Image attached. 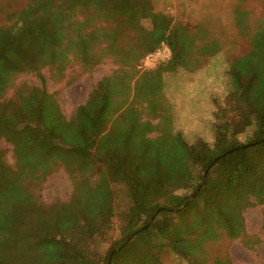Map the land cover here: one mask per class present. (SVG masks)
<instances>
[{
	"label": "trees",
	"instance_id": "trees-1",
	"mask_svg": "<svg viewBox=\"0 0 264 264\" xmlns=\"http://www.w3.org/2000/svg\"><path fill=\"white\" fill-rule=\"evenodd\" d=\"M85 1L93 0H32L9 16L11 24L0 25V139L13 146L16 159L8 164L0 150V264H162L167 250L194 264L191 228L222 227L239 239L246 234L245 211L255 205L264 209V112L255 97L263 68L231 64L226 105L215 112L213 142L190 143L173 130L163 94V73L191 66L183 27L153 12L150 0H94L96 11H111L120 24L136 27L128 38L111 30L90 63L110 55L121 65L123 73L112 78L135 80L130 104L107 119L109 78L98 82L69 120L45 87L5 98L23 72L44 82L41 72L53 60V43L46 37L56 32L54 17ZM145 17L153 20L151 30L138 25ZM163 43L171 58L141 71L140 61ZM139 108L158 122L144 120ZM154 131L159 134L151 137ZM58 165L73 178L72 196L44 206L25 182L45 178ZM120 187L129 199L120 238L103 250Z\"/></svg>",
	"mask_w": 264,
	"mask_h": 264
},
{
	"label": "rangeland",
	"instance_id": "rangeland-1",
	"mask_svg": "<svg viewBox=\"0 0 264 264\" xmlns=\"http://www.w3.org/2000/svg\"><path fill=\"white\" fill-rule=\"evenodd\" d=\"M31 1L0 0V25L11 24L14 19L9 16L26 8ZM85 2L70 10L64 7L54 17L56 32L46 37V42L53 43V60L41 72L44 82L33 73L23 72L14 78L5 98H16V92H27L30 87H45L69 120L75 116L78 106L87 101L98 82L109 78L112 108L107 119L111 121L130 104L135 80L112 78L123 73L121 65L110 55L97 65L90 63L106 46L111 30L119 29L128 38L135 34L136 27L130 23L120 24L111 11H96L94 0ZM150 4L153 12L164 13L183 27L180 32L187 42L186 58L191 61L189 68L163 73L166 109L175 132H180L190 143L199 139L213 142L215 112L226 105L229 93L227 71L237 61L256 63L263 68L257 79L255 97L257 109L264 112V0H150ZM138 25L151 30L153 20L145 17ZM146 63L143 59L138 68L144 71L155 67ZM139 105L146 106V103ZM139 109L144 110V120L158 122L148 109ZM158 134L154 131L149 135L156 137ZM0 150L4 160L14 165L13 146L0 139ZM25 187L44 206L68 202L74 189L73 178L63 165H58L41 180L28 179ZM116 191L118 209L113 229L101 245L103 250H108L120 238V226L124 221L122 211L129 203L124 188ZM263 211L261 205L245 211L246 234L239 239L228 237L222 227L191 228L187 236L188 248L195 253L194 264H264ZM162 264L190 263L167 250Z\"/></svg>",
	"mask_w": 264,
	"mask_h": 264
},
{
	"label": "built area",
	"instance_id": "built-area-1",
	"mask_svg": "<svg viewBox=\"0 0 264 264\" xmlns=\"http://www.w3.org/2000/svg\"><path fill=\"white\" fill-rule=\"evenodd\" d=\"M171 56H172L171 48L169 47V45L163 43L158 50L148 54L144 58V61L147 62L146 64L148 66L153 67L156 66L161 61L169 60ZM152 62H154V64H152Z\"/></svg>",
	"mask_w": 264,
	"mask_h": 264
},
{
	"label": "crops",
	"instance_id": "crops-1",
	"mask_svg": "<svg viewBox=\"0 0 264 264\" xmlns=\"http://www.w3.org/2000/svg\"><path fill=\"white\" fill-rule=\"evenodd\" d=\"M119 107H120V104H119ZM111 108H112V105H111ZM114 108H118V106H115Z\"/></svg>",
	"mask_w": 264,
	"mask_h": 264
},
{
	"label": "water",
	"instance_id": "water-1",
	"mask_svg": "<svg viewBox=\"0 0 264 264\" xmlns=\"http://www.w3.org/2000/svg\"><path fill=\"white\" fill-rule=\"evenodd\" d=\"M217 159H218V158H217ZM217 159H216V160H217ZM216 160H215V161H216Z\"/></svg>",
	"mask_w": 264,
	"mask_h": 264
}]
</instances>
